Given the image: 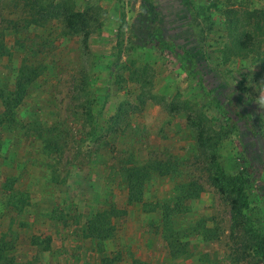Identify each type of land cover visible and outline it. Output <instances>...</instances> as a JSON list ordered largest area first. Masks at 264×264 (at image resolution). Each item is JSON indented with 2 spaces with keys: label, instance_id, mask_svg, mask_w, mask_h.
<instances>
[{
  "label": "rangeland",
  "instance_id": "374dc122",
  "mask_svg": "<svg viewBox=\"0 0 264 264\" xmlns=\"http://www.w3.org/2000/svg\"><path fill=\"white\" fill-rule=\"evenodd\" d=\"M67 10L85 13L87 46L66 33ZM179 41L204 57L201 82L156 48ZM24 62L41 73L0 124V264H264V198L248 188L234 227L189 123L217 131L209 97L225 91L263 136L264 164V0H0V91L15 90ZM216 154L242 171L233 138ZM151 160L175 171L129 204L120 170Z\"/></svg>",
  "mask_w": 264,
  "mask_h": 264
},
{
  "label": "trees",
  "instance_id": "16d2710c",
  "mask_svg": "<svg viewBox=\"0 0 264 264\" xmlns=\"http://www.w3.org/2000/svg\"><path fill=\"white\" fill-rule=\"evenodd\" d=\"M62 19L66 33L74 36L82 35V43L87 46L88 37L84 31L86 27L85 13L67 10L62 15ZM243 45L245 47V44ZM122 46L123 38L120 33L118 34L117 43L119 54L122 53ZM156 48L159 49L162 54L173 59H178L180 64L179 68L182 72L191 76L194 81L198 80V82H201V79L198 78L199 76L196 73V66L205 70L207 68L206 61L192 43L179 41L178 49L172 50L165 42H161ZM182 51H184V53L180 54ZM176 55L181 58V61ZM40 69V67L38 68L33 64L24 62L19 68L16 76L15 90L10 94L6 90L0 91V102L4 105V112L0 114V124L13 120L15 110L22 103L33 83L40 77ZM209 103L211 107L218 110L222 118V124L218 130H211L207 125L196 123L191 117H189V123L197 130V144L199 149L204 154L208 155L210 159L213 169L211 182L222 196L228 198L231 204L232 223L234 227H237L242 225L241 220L245 217V210H247L249 206L246 192L248 188H254L256 192L264 198L263 152L260 153V150H257L258 144L261 142V137L263 136L258 131L254 132L253 129L256 125L251 116L247 117L246 114L233 111L231 101L225 94V91L222 90L211 95L209 97ZM117 117L118 115H115L111 119L114 120ZM228 138H233L237 142L242 157V171L234 174L227 173L220 166L216 154L217 148L221 142ZM45 141H48L46 144L48 147H52L54 144L50 139H46ZM174 168L175 162L161 160H151L143 164L132 163L129 167L126 166L122 168L119 174L127 187L128 203L142 202L146 193L145 186L151 175L155 173H158V175H167L170 174ZM196 195H198V192ZM97 221L98 220H96L95 225ZM90 228H92V230H90V236L92 238L106 240L111 236V232L108 230L102 233L98 227L95 228L91 226ZM255 245L258 251L260 250L264 255V238L257 237ZM2 250L3 249L0 248V256ZM5 262L8 263V260ZM5 262L4 264H6ZM133 264L145 263L139 259H135Z\"/></svg>",
  "mask_w": 264,
  "mask_h": 264
},
{
  "label": "crops",
  "instance_id": "0c3cea01",
  "mask_svg": "<svg viewBox=\"0 0 264 264\" xmlns=\"http://www.w3.org/2000/svg\"><path fill=\"white\" fill-rule=\"evenodd\" d=\"M143 259V258H142Z\"/></svg>",
  "mask_w": 264,
  "mask_h": 264
}]
</instances>
